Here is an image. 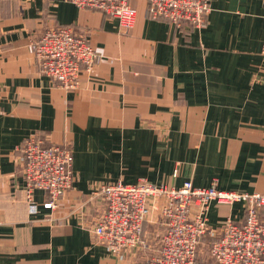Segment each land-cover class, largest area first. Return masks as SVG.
I'll list each match as a JSON object with an SVG mask.
<instances>
[{
    "label": "crops",
    "instance_id": "0c3cea01",
    "mask_svg": "<svg viewBox=\"0 0 264 264\" xmlns=\"http://www.w3.org/2000/svg\"><path fill=\"white\" fill-rule=\"evenodd\" d=\"M123 30L99 11L65 0H0V264H139L157 254L154 217L148 250L122 259L91 227L104 209L92 195L105 183L146 181L178 188L264 193V0H212L202 28L147 17L146 0ZM69 27L98 58L67 91L38 71L28 46ZM38 135L72 150L74 176L53 209L43 191L27 197L17 149ZM243 205L211 203L218 229ZM199 258H208L199 248Z\"/></svg>",
    "mask_w": 264,
    "mask_h": 264
},
{
    "label": "built area",
    "instance_id": "2783aa9c",
    "mask_svg": "<svg viewBox=\"0 0 264 264\" xmlns=\"http://www.w3.org/2000/svg\"><path fill=\"white\" fill-rule=\"evenodd\" d=\"M65 1L116 19L123 30L130 29L135 20L130 0ZM211 1L146 0V13L150 19H163L179 29H199L206 23ZM28 51L38 71L67 91L78 87L81 75L92 71L98 58L88 39L69 27L44 31ZM261 56L264 58V41ZM17 151L21 159L17 170L25 181L28 199L33 191H43L48 197L44 207L55 208L74 182L72 150L33 135ZM92 195L104 203L103 212L91 227L93 237L118 259L148 250L142 226L154 217L163 225L157 254L139 264H264V193L219 190L216 181L205 188L194 187L190 181L178 188L142 181L131 185L105 183ZM211 203H240L244 218H227L220 228L211 229L207 223ZM204 238L210 240L209 256L200 260L198 246Z\"/></svg>",
    "mask_w": 264,
    "mask_h": 264
},
{
    "label": "rangeland",
    "instance_id": "374dc122",
    "mask_svg": "<svg viewBox=\"0 0 264 264\" xmlns=\"http://www.w3.org/2000/svg\"><path fill=\"white\" fill-rule=\"evenodd\" d=\"M37 136H38V135H37ZM58 145H59V144H58ZM60 146H64V145H60ZM67 147H69V146H67ZM69 148H70V147H69ZM201 246L207 248V254H208V256H209L210 240L205 239V238H204L203 240H201L200 245L198 246V253H199V248H200ZM207 259H208V258H207Z\"/></svg>",
    "mask_w": 264,
    "mask_h": 264
}]
</instances>
